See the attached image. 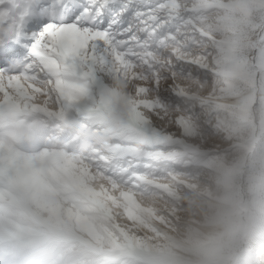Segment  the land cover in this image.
I'll use <instances>...</instances> for the list:
<instances>
[{
	"label": "snow or ice",
	"instance_id": "6c2138e0",
	"mask_svg": "<svg viewBox=\"0 0 264 264\" xmlns=\"http://www.w3.org/2000/svg\"><path fill=\"white\" fill-rule=\"evenodd\" d=\"M209 74L218 85L211 94L183 83ZM113 76L134 86L113 140L131 144L140 129L153 148L171 146L169 124L182 128L264 93V0H0V84L55 100L75 123Z\"/></svg>",
	"mask_w": 264,
	"mask_h": 264
},
{
	"label": "rangeland",
	"instance_id": "374dc122",
	"mask_svg": "<svg viewBox=\"0 0 264 264\" xmlns=\"http://www.w3.org/2000/svg\"><path fill=\"white\" fill-rule=\"evenodd\" d=\"M107 104V98H101L95 108L100 111L93 113V109L86 113L84 119L72 122V129L99 130L100 125H105ZM46 117V115L37 114L35 120L26 119V123L10 135L7 142L11 145L10 139H13L21 145L26 137L36 133L48 139L54 148H59L65 143V141L61 142L60 135L63 138L70 134L69 132H60L61 127L60 131L57 129L59 122L57 128L54 129L56 136L53 135L50 138L45 134L46 129L41 130L44 125L50 122L49 117L48 119ZM18 119H23V116H18ZM35 123L39 125L33 128L32 125ZM50 127L51 125L47 128ZM191 127L192 124L185 121L182 128L191 129ZM173 135L176 137L175 143L157 149L153 148L151 143L140 145L136 140L131 144H122L113 140L116 134L100 132L92 144L95 146L85 150L86 157H91L89 154H92L93 159H99L102 157L98 155L107 151L105 152L107 157L103 159L109 160L108 166L100 161L96 162V165L108 174L117 173L118 180L125 182L127 186L138 189H145L153 185H167V180L162 182L158 177L172 176L171 180L178 177L180 180L175 179V186H167L172 193L166 191L164 187L162 188L167 194H172L177 201L185 196L189 198L188 191L180 188L183 181H192L198 178V186H203L205 190L217 197L223 193L221 179L229 176L233 178V184L228 191V197L243 201L250 182L248 175L251 164L250 157L255 155L257 172L254 177H251V182L258 189L264 187V158L262 156L264 142H262L261 134L257 128L227 129L221 132L220 137L205 142L196 138L195 131ZM79 138H81V134L78 135ZM248 141L253 142L251 146L248 145ZM7 148L9 149L7 154L5 149L0 148V161L3 163L2 165L0 163L1 179L7 185L12 186L14 190L16 189L17 193L22 195V199L26 200L30 208L36 210L38 214L47 217L51 210L54 226L60 228V232L68 231L72 235L68 237L49 236L51 235L49 231L32 221V215L28 214L26 217L27 214L19 215L17 211L0 208L1 218L9 224L19 228L16 220L23 221L24 219L28 224L31 222L33 225H30L34 229L33 231H22L29 233L32 236L31 240H18L16 246L10 245L12 241L8 243L10 248L4 251L6 259L4 261L0 259V264H231V261L235 259L231 252L225 251L227 246H234L237 239L238 233L233 223L235 213L224 216L226 231L219 242L221 246L218 251L208 248L202 243L203 234L200 230L202 227L197 226L193 221H188L185 218L186 215L182 214L181 217L174 218L173 214L165 213L164 209L160 211L163 216L160 223L158 220L149 219L159 233V235H154L141 227L123 207L114 209L111 202L107 205L105 202L96 201L84 186L79 185L70 176L61 160L55 156L47 162L41 156L42 160L39 158L41 161L38 160L37 163L28 160L29 163L27 161L22 164L13 157L11 147L7 146ZM132 151H136L134 153L136 157H133ZM154 152H162L163 159L158 160L147 155ZM15 153L21 157V155H38L40 151L28 152L23 148ZM111 159L113 160L111 161ZM169 161L177 163L170 170L167 168L170 166L166 165L170 163ZM114 162H118L115 165L116 170L113 167ZM144 172L153 175V178L156 176L155 178L158 179L153 181L154 179L146 178ZM17 175L18 184L11 179ZM20 184L24 191L20 190ZM106 191L110 193V190ZM8 192L5 191V194L10 195L11 193ZM173 193H176V196ZM201 197L202 194L199 193V198L193 200L195 202L194 209L197 207L205 209V215L212 217L219 210L218 202L209 201L208 198L206 201H202ZM0 200L6 201V198L0 197ZM115 200L120 203L126 201L133 205L126 196L118 193H115ZM21 213L23 214L24 211L22 210ZM192 216L200 222L208 221L205 216L190 215V217ZM35 237L37 238L35 239ZM5 239L0 236V240L5 241ZM257 240V246H259V238ZM4 245H2L3 248Z\"/></svg>",
	"mask_w": 264,
	"mask_h": 264
},
{
	"label": "bare ground",
	"instance_id": "6f19581e",
	"mask_svg": "<svg viewBox=\"0 0 264 264\" xmlns=\"http://www.w3.org/2000/svg\"><path fill=\"white\" fill-rule=\"evenodd\" d=\"M96 111H100V109L99 110L94 109L93 113H95ZM37 114H41L44 116L48 114L46 115L47 117L48 116L52 117V118L49 117L50 122L41 128V130L46 129L45 134L49 135L50 138L53 135L56 136L55 135L56 131H54V129L57 128V125L60 122V118L67 117L66 114L61 112L60 107L55 102V100L48 98L47 96L43 94L31 95V94L24 93L22 90L17 89V87L15 86V82H13L12 84H8V83L0 84V146H1L0 148H2V150L5 149L7 151L9 150L7 146H10L11 149L13 150V151L10 150L11 153L13 154V157L15 159H18L19 162L22 164L24 162H27L28 160H33L32 162L37 163L39 162L38 160L41 159L40 158L41 156H42V159L44 158V160H46L47 162L48 160L52 159L53 156H55L57 159L61 160L64 167L66 168L64 169L68 171L70 176L74 178L75 181L79 185L84 186L86 191H88L96 201L105 202L107 203V205H109V203L111 202L112 207L114 209L123 207L133 219L135 218L137 220V222L141 225V227H143L147 232L152 233L154 235H159V233L157 229L154 228V226L149 221V219L152 218V219L158 220L160 223V220L162 221V218H163L160 211H162L163 209L165 210V213L173 214L174 218L181 217L182 214L186 215L185 218L188 221H193L194 223L197 224V226L202 227L200 228L203 234L202 240H201L202 243H204L206 247L211 248L215 251H218L220 249L221 245L219 244V242L221 241L223 234L226 231L225 223H224V216L226 214L236 213L240 204L243 202L242 200L240 201L235 198L228 197V191L231 185L233 184L232 177L226 176V177H223V179H221L220 183L222 185L221 188L223 189V193L220 196L218 195L217 197L213 196L210 191L205 190L203 186L199 187L197 183L198 178L196 177H195L196 179L192 178L193 179L192 181H183L184 183H182L180 188H182V190H185L186 192L188 191L187 193L189 195V198L185 196L187 198L183 197V199L181 198L180 201L175 200L172 194L171 195L167 194L162 189L164 187L166 191L170 192V189H168V187L170 185L175 186L176 185L175 179L180 180V178L178 177H175L173 178V180H171L172 176L164 177L162 175L163 177H158V178H161L159 180H161L162 182L167 180V185H164V184H162V186L153 185L145 189H142V188L138 189L132 186H127L125 182L120 181L116 178L117 173L108 174L105 172L104 169L96 165V162L100 161L101 163H106V166H108L109 160L103 159L104 157H107L105 155V152L107 151L100 153L98 156L102 158H99V159H95V158L93 159L92 154H89L91 155V157H86L87 153L85 150L95 146V145L92 146V144L100 132H112L111 129H109L106 125H100V127H98L99 130L89 129V128L88 129L81 128L80 130L79 129L73 130L74 134H76L77 131H78V135L81 134V138H80L81 140H79V143H78V140H73V142L72 141L70 142L71 135H69L68 137H63V138H62V135H60V138L62 139L61 142L65 141V143L59 148H54V145H52V143H50L48 139L36 133H33L29 135V137H26L23 140V143L21 145L15 140L11 142V145H10L7 142L10 135L14 134L15 131L19 129L21 125H24L26 123L25 122L26 119L35 120V116ZM18 116H23V119L19 120ZM68 121L69 119L67 118L65 122H63V124L61 125V131L70 130L72 128V123L71 125L67 124ZM38 125H39L38 123H35L32 126L33 128H36ZM50 125L51 127L48 129L47 127ZM112 134L114 133L112 132ZM247 143L249 146H251L253 142L248 141ZM23 148L24 149L29 148V150H39L40 154L28 155V156L21 155L20 157L19 154H16L15 152H19V150L21 151L23 150ZM109 148H113V147H109ZM135 152L136 151H132L133 154ZM7 153L8 151L6 152V154ZM120 153L122 154V152ZM8 156H7V159H8ZM262 156L264 158V147L262 149ZM133 157H136V154H134ZM153 158L155 157L153 156ZM112 160L113 159H111V161ZM9 162L11 161L9 160ZM169 162L170 163L166 164L170 166V167H167L169 168V170L171 168H174L175 165L177 164V163H174V161H169ZM0 163L1 165L3 164L2 161H0ZM117 164L118 162L116 163L114 162V165H113L114 170L117 169L115 168V165ZM0 171H1V168H0ZM145 174H146L145 175L146 178L154 179L153 181H155V179H158V178H155L156 176L153 178V175L149 173H145ZM11 179L13 180L14 183L18 184L17 183L18 175L16 177H12ZM19 187L21 191H24V189L21 188L23 187L21 186V184L19 185ZM107 189L110 190L109 191L110 193H107L108 192L106 191ZM5 191H9L11 194L6 195ZM115 193L116 194L118 193L119 195H122L124 197L126 196L133 205L129 204L126 201H123V203L118 202L117 200H115ZM199 193L202 194V197H201L202 199L200 198L202 201H206V198H208L209 201L218 202L219 210L214 215L211 213L213 215L212 217H207V215H205V212H204L205 209L202 210L200 209V207H197L196 209H194L193 206L195 202H193V200L199 198ZM173 194L176 196V193H173ZM21 196L17 193L16 189L14 190L12 186L7 185L3 181V179H1V176H0V197L6 198V201L0 200V205H1L0 208H4L5 210H11L13 212L17 211L19 212V215L27 214L26 217L28 216V214L32 215V219H33L32 221H34L35 224L38 223L37 225H39V227L44 228L43 226L39 224L38 221L36 222L33 218V217H39L38 212L30 208L26 200H23ZM22 210L24 211L23 214L21 213ZM192 212L196 217L198 216L207 217L206 220L208 221L200 222L199 220L195 219L193 216L190 217V215H193L191 214ZM40 217L47 219L49 223L54 225L53 224L54 222L52 223L53 215H52L51 210L49 211V214L47 215V217H42V216ZM16 223L19 228H16L15 226L9 224L7 221L3 220L0 216V236L6 238L5 241L0 240V245L2 243L4 244L6 243V247L2 248V250L0 251V259L2 261L6 259V257H4L5 255L4 251L10 248V246H7V244L10 241H12L13 243V244L12 243L10 244L11 246L12 245L16 246L18 243V240H24V241L31 240L32 236L29 233L22 232V231H25V230L33 231L34 229L31 226L33 224H31V222H30L31 225L28 224V222L26 220L24 221V219L23 221L16 220ZM33 227L35 228V226ZM50 234L51 235L49 236H54V237L56 235L52 232H50ZM69 235H72V234L68 233V231L66 232L62 231L58 234L57 237H63V236L68 237ZM10 236H15V237L11 238ZM36 238L37 237H35V239ZM259 242H260V239H259Z\"/></svg>",
	"mask_w": 264,
	"mask_h": 264
},
{
	"label": "clouds",
	"instance_id": "9594fccd",
	"mask_svg": "<svg viewBox=\"0 0 264 264\" xmlns=\"http://www.w3.org/2000/svg\"><path fill=\"white\" fill-rule=\"evenodd\" d=\"M183 83L186 88L193 90L196 94H211L218 87L211 74L203 77L202 80L194 78L185 80ZM99 95L108 100L104 123L117 135L130 117L131 101L134 97L133 82L123 76H113L99 90ZM146 115L149 120L158 123L153 114ZM191 124V129L169 124L167 130L177 135L195 131L196 138L205 142L220 137L221 132L227 129L252 127L259 130L264 142V93L250 103H244L243 98H234L230 107L214 111L211 116L205 115L203 118L194 119ZM134 139L140 145L152 142L148 133L140 129L136 130ZM255 161L256 156H251L248 173L250 182L246 196L233 217L238 233L235 245L225 248V251L235 256L231 264H264V187L258 189L251 182V177H254L257 172ZM258 237L259 246H257Z\"/></svg>",
	"mask_w": 264,
	"mask_h": 264
}]
</instances>
